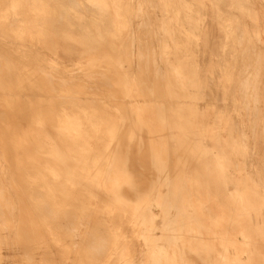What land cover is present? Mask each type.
Instances as JSON below:
<instances>
[{"label": "rangeland", "instance_id": "rangeland-1", "mask_svg": "<svg viewBox=\"0 0 264 264\" xmlns=\"http://www.w3.org/2000/svg\"><path fill=\"white\" fill-rule=\"evenodd\" d=\"M62 1L63 0H0V80L2 78L7 80H4L5 82L3 79L2 82L0 81V86L2 85L0 89H4L3 91L0 90V95L4 98L3 100L0 96V103L2 102V104H0V109H4L3 111L6 110V112L0 111V128L3 130V134L6 133V135L0 134V136L2 135L0 140L2 139L1 141H3L4 138H8L11 144L9 145V142L4 140L5 142L3 141V143L0 141V146L3 144L6 145L5 143H8L6 146H18L16 142L18 139V142H20L19 146H23L25 142L27 143V145L25 144L27 148L33 145L37 146L38 144L36 142H38L41 144V147L38 145V148L36 147L37 150H35L33 146L36 153L30 147V155L26 157L25 162L38 163V167L41 168H38L40 171L46 168V166L45 168L43 167V162L48 160L46 157L49 153L48 151L59 153L62 150L61 155L63 157L60 161H63L62 164L65 162L63 164L64 168L62 169L65 173L68 171V174L65 175V177H61L59 179L60 182L54 181L51 187L56 190L53 193L55 195L54 200L59 198L57 200L59 204H61V201L64 202L63 204L65 205L67 203H73L71 209L69 204L68 206L66 205V210L64 208L65 205H59L61 208H64L63 210L65 212L63 210L59 211L57 216H60L61 220L64 219L63 221L68 220V223L64 222L65 224L63 223V225L61 223L52 225L49 219H47L48 222L40 223V227L44 224L43 227L45 226V228L48 229L53 228L52 230L55 231L54 233L56 235L53 234V236H51V246L44 245L45 242H43L42 239L36 243L37 245L33 246V256L29 255L30 257H28L24 251L23 253L17 252L16 255L11 254L7 256L10 258L12 257L11 259L2 258L0 264H5V261H11V263L13 262L14 264H122L121 258L114 253L113 249L114 245L117 244V238L123 235H132V241L139 248V250L137 248L135 257L137 263L149 264L144 241L143 239H140L141 242L138 241L139 239L134 235L138 230L135 228V225L127 219V215L124 211L127 212V210L137 209L138 201L144 199L146 197L145 194L150 195L154 193L153 186L162 176L157 171V167L159 166H163L167 174L178 178L181 184H184L182 194L185 197L189 195L192 196L193 200H197L196 204H192L191 207L185 209V211L188 212L187 214H194L198 217V222L201 218H206L208 220L207 225L200 223H189V225L181 224V238L183 243L182 249H180L181 264H239L240 262L238 261L235 263L228 261L229 256L236 255L237 257H243L244 253L249 255L264 254V43L260 37L249 36L251 33L246 34V32L251 31L252 26L255 24V21L252 20L253 15H251V9H249L247 5V9L241 7L240 10H237L233 5L230 8L229 0H73L74 2L69 0L71 3L68 0H66V2ZM56 7L58 9H56ZM207 13L211 15L210 19H215V21H213L214 27H212V22H207ZM234 14H241L243 16L240 15V19L246 17L248 21L245 22L239 19L234 20ZM10 25H12V27H10ZM7 30L8 32L10 31L9 38L6 34ZM244 33L248 35V37L241 36ZM11 35H15V37ZM96 57H100V59L102 57H111V62L101 63V67L99 65L100 68H98V70H86L87 67L84 66H88L90 63L89 60ZM3 58L6 59L4 60ZM15 59L17 61H14ZM15 62H17L16 66H14ZM181 66L183 67L181 71L184 72V74L181 75L182 79L180 81L179 73ZM17 68H20L21 73ZM6 71L7 73H5ZM89 72L93 73L90 74ZM30 75H32V77ZM11 77L12 80L15 78L13 82L10 80ZM18 78L22 79L19 80ZM8 80L11 81V83H9ZM18 81L20 84H18ZM35 81H39L41 84L39 82L37 84ZM181 82L184 83L182 87H184L186 91H181L179 89ZM6 83L7 85H5ZM141 83L144 86H140ZM3 85H5V87ZM127 85H131L139 90L140 93H142L141 90L144 89L146 91L148 90L150 93L154 92V95L149 96L146 92L147 94H145L144 97L130 99L125 91ZM23 86L28 89H25ZM6 91L9 94L6 93ZM29 91L30 94L28 93ZM35 91L36 94H34ZM173 91L177 92V95ZM31 92L34 93L31 94ZM27 94L32 97L29 96L28 99L26 96L24 101L23 97ZM84 94L88 95L85 96ZM33 95L35 97H33ZM46 95L52 98L54 97V99H50L51 101L53 100L51 104H54V106H51L49 103L50 97ZM84 97L86 98L84 99ZM20 98H22V100H20ZM7 99H9V102ZM94 99L96 101H94ZM43 100L47 102H43ZM70 100L73 101L71 102ZM137 100H141V104L145 106V110H143L144 113L142 114L146 117L145 120L148 123L146 127L142 129L134 126L131 128L125 122V116H123L125 110V114H128L127 111L130 104ZM98 101L102 102L101 104L103 106H101ZM3 103L5 105H3ZM39 104L41 106L42 104L44 105L45 111L48 104L52 108L54 107L52 110V108L48 106L49 109H51V112L48 113L51 115L56 113L55 117L57 121L56 124L54 123L56 127L55 125L52 126L55 121H53L52 116L49 117L50 115L47 113V111L50 110L48 109L46 112H43ZM1 106H3V108ZM37 107L39 108L36 109ZM40 108L42 109V113L39 111ZM59 108L61 109L58 111ZM76 108L81 109L76 110ZM23 109L24 113L28 111H25V109H30V115L25 113L27 116H22L24 115L23 111H21ZM14 110L19 115V117H17L20 120L13 117L16 116ZM92 110L94 112H92ZM147 110L148 114L145 113ZM66 111L74 116H68V112ZM76 111L78 112V116H80L79 119H77L78 116H76ZM73 112L75 113L73 114ZM100 112L102 113L100 114ZM173 112H175V114ZM12 113H15V115H12ZM35 113L38 115L41 113L43 116L45 115V117L48 115V117H44L46 120L43 118L41 122L43 116L41 115V117L39 115L40 118H38L37 115V120ZM155 113L157 115H155ZM176 113L179 114V116H177ZM3 114L4 116H2ZM32 114H35V116H32ZM62 116L63 118L65 117V120L62 119L60 121ZM96 116L98 118L100 117V119H97ZM20 117L23 118V121H21L22 119ZM94 117H96V119ZM14 118H16V122L19 121L17 122L18 125L15 124ZM33 120L34 122L36 120V123H34ZM44 120H48V127L51 128L47 129V134H45L47 127H44V125L47 126V124L41 125V123L45 122ZM181 120L183 123H180ZM24 121H26V123ZM28 121L31 122V124L28 123ZM120 124L121 127L119 128ZM36 125H39L43 130L39 126L37 128ZM33 126L35 129L34 131H32ZM189 126H191L192 129ZM134 128L136 129L133 130ZM38 129L41 130L39 131ZM29 130L31 131L29 132ZM55 130L60 135L57 134ZM36 131H39L40 134L38 135ZM28 133H30L29 135L33 137V139L28 137ZM32 134L33 136H31ZM3 136L5 137L3 138ZM25 136L30 138L29 141L31 140L33 142L30 141L31 143L29 144L31 145L28 144L29 141L26 140L27 138H25ZM126 136L128 137L126 138ZM51 137L54 138L52 139ZM55 137H57V139ZM59 137L65 140L63 139L62 141ZM200 137L211 147L210 156L200 158L198 155L195 156V151L192 152V145H195L196 141H200ZM23 138H25V140ZM79 139L82 140L78 141ZM57 140L60 142L59 146L63 145V147H59L60 151L57 148ZM116 141L121 143H116ZM81 143H83V145H81ZM64 144L69 146L67 147ZM122 144L123 146L129 147L127 151L128 155H130L129 162L131 164H129L128 167L131 169L129 170L130 176L136 187L127 188L128 186H124L123 189L120 190H123V195L119 192L118 194H120V196H116L115 194L113 197V194L106 190H104V192L103 190H95L91 182H87V185L81 184L79 186L80 188H78L79 190L71 188L70 182L72 180L80 183L83 182V178L80 176L82 174L81 170L84 167L93 165H98L105 175L108 176L109 180L115 181L118 172L123 171L125 165H123L120 159L116 158L114 155L115 149L113 150L111 147H121ZM154 144L156 146L159 145L157 146L159 148L156 147L158 150L154 148ZM78 146L80 148H78ZM87 146L91 148L95 146L102 147L103 149L94 150L108 151L110 156L101 159L95 158L92 156V149H89V151H91L90 153L85 152L86 149H84V147L87 148ZM2 147L3 149H1ZM4 147L5 146H1L0 148L2 156L4 154L3 151H6ZM50 147L55 148L50 149ZM81 147H83V149H81ZM79 149L82 151H79ZM64 150L65 153H63ZM41 151L45 152L42 153ZM82 152L86 153L83 155V158L80 157V154H83ZM153 152L158 154V158L154 156ZM6 155L5 152L3 157L0 156V164L6 162ZM35 155L36 157L38 156L37 159ZM74 155L78 160L75 159L77 163L74 161ZM81 158L82 161H80ZM161 160H164V163ZM41 164L43 165L41 166ZM164 164H166V166H164ZM210 166L213 170L212 174L207 172V167ZM132 169L134 171H132ZM44 170L42 171L43 173L40 172L38 176L52 182L48 175L46 177H44L45 175L43 176ZM72 172L73 175L75 174L74 176ZM209 177L212 178L213 181ZM63 178L66 181L63 180ZM196 179H199V181H196ZM189 180L193 181L190 183ZM205 181L206 186L203 184ZM196 182H199V185ZM58 183L63 184V189L61 186V190H59L60 188L57 190V187H59ZM222 185H224V187H222ZM229 185L232 186V193L229 191ZM189 186L190 188H188ZM234 186H238V188L247 186L250 190V194L252 193L251 196L244 192V190L234 193ZM71 189L75 191L73 192ZM128 189H131L130 192ZM62 190L63 192L67 191L66 194L62 192V195L60 192ZM147 190L149 191L147 192ZM10 191L12 193V188H10ZM78 191L79 193L84 192L86 198H83L85 197L82 196L83 193L79 195ZM93 191H97L95 193L96 195L94 194L95 197L92 195V193H94ZM105 193H109L110 195ZM142 193H144V196ZM13 194L12 200H16V196ZM78 195L80 197L82 196L81 198L84 200H80L81 198L78 197ZM139 195H142L141 198ZM71 196L74 202L71 201ZM115 196L116 198L119 197L118 202H109L113 200ZM77 197L80 198V203L82 201L84 204H81L80 209L82 210L79 209L80 203L79 205L76 204V202L78 203ZM120 197H123L124 201L123 199L120 201ZM66 198L68 202L65 201ZM102 198H104L103 201L106 200V202H102ZM74 199L77 200L75 201ZM134 199L137 201L134 202ZM206 200L207 203L205 202ZM87 201H94L98 205L97 207L100 211V215L93 214L94 208L90 207ZM74 204L79 207H74ZM82 205L85 207L82 208ZM201 206L202 211L200 210ZM72 207L75 211L72 210ZM61 208L59 207V210H61ZM68 210H70V212ZM103 210H105V212ZM156 210H158L157 207ZM50 212L48 213L50 214ZM66 213L69 214L67 215ZM51 214H47V218H51ZM64 215H66L67 218ZM61 225L65 228L61 229ZM69 227L71 228L68 229ZM185 228L187 230H185ZM67 229L70 231H67ZM222 234H224V237L221 236ZM227 234L231 237L233 243L235 238L237 242L246 241V244L234 246L232 243L231 245L225 246L227 240L225 243V241H219V239H225ZM234 234L236 236H234ZM217 235L218 237H216ZM189 237L191 238L189 239ZM206 238H209L210 241H206ZM13 240L14 239L11 240V244L14 245V241L16 243L18 239ZM85 240L88 242H85ZM193 241H196V244ZM20 244L24 245V242ZM98 244L100 249L98 248ZM21 245L18 246L20 247ZM82 245L86 251L83 250ZM37 246L45 247L47 254L45 253L46 255H44V253H41V255H39L40 252L35 250ZM96 246L97 249L94 250ZM238 246L240 249L237 251ZM195 248H197V251H195ZM58 250L59 252H56ZM96 250H100L101 252L105 251V253L103 254L100 251L96 252ZM199 250L200 256L198 255ZM79 251L82 252L79 253ZM187 251H190L188 258L191 260L186 258V255H188ZM225 251H227V253ZM83 252L86 253L83 254ZM204 252L207 255H204ZM97 253L99 254L97 255ZM210 253L214 256L209 255ZM137 255H139V257ZM14 256H17V259ZM82 256L84 258H81ZM25 258H27V260ZM201 258L203 259L201 260ZM34 259H38V261L34 262ZM59 259H61V261ZM205 259H207L208 262L205 261ZM28 260H30V263H28ZM144 260H147V263Z\"/></svg>", "mask_w": 264, "mask_h": 264}, {"label": "bare ground", "instance_id": "bare-ground-1", "mask_svg": "<svg viewBox=\"0 0 264 264\" xmlns=\"http://www.w3.org/2000/svg\"><path fill=\"white\" fill-rule=\"evenodd\" d=\"M58 1V0H57ZM69 1V0H68ZM71 1V0H70ZM69 1V2H70ZM146 1V0H145ZM62 2H66V0L64 1H62ZM71 2H74L73 0L71 1ZM70 2V3H71ZM4 3V2H3ZM2 3V4H3ZM7 3V2H6ZM69 3V4H70ZM58 4H59V2H58ZM68 4V3H67ZM74 4V3H73ZM73 4H72V6H73ZM8 5V4H7ZM61 5V4H60ZM63 5H65V4H63ZM75 5V4H74ZM77 5V4H76ZM4 6V5H3ZM78 6V5H77ZM5 7V6H4ZM52 7V6H51ZM59 7H61V6H59ZM66 7V6H65ZM70 7V6H69ZM2 8V7H1ZM71 8V7H70ZM73 8V7H72ZM139 8V7H138ZM4 9V8H3ZM56 9H58L57 7H56ZM55 9V10H56ZM152 9V8H151ZM52 10H53V7H52ZM1 11H3V10H1ZM40 11H41V9H40ZM157 11V10H156ZM53 12V11H52ZM154 12V11H153ZM7 13V12H6ZM55 13H56V11H55ZM63 13H64V11H63ZM81 13V12H80ZM8 14V13H7ZM6 14V15H7ZM65 14V13H64ZM9 15V14H8ZM57 15H58V13H57ZM57 15H55V16H57ZM137 15V14H136ZM145 16V15H144ZM143 17V16H142ZM40 18V17H39ZM43 18V17H42ZM60 18V17H59ZM62 18V17H61ZM63 18H64V16H63ZM135 18V17H134ZM54 19V18H53ZM53 19H52V21H53ZM16 20V19H15ZM14 20V21H15ZM33 20V19H32ZM46 20V19H45ZM49 20V19H48ZM57 20V19H56ZM62 20V19H61ZM42 22V21H41ZM58 22V21H57ZM59 23L61 24V22L59 21ZM59 23H57V24H59ZM40 24V23H39ZM54 24L56 25V23L54 22ZM7 25H9V24H7ZM2 27V26H1ZM10 27H12V25H10ZM14 27V26H13ZM53 27V26H52ZM1 29V28H0ZM3 29H5V28H3ZM2 29V30H3ZM13 29V28H12ZM15 29V28H14ZM157 29V28H156ZM1 31V30H0ZM4 31V30H3ZM2 31V32H3ZM14 31V30H13ZM158 31V30H157ZM7 32H8V30H7ZM6 32V34L8 35V38H9V32L7 33ZM14 32H16V31H14ZM4 33V32H3ZM2 33V34H3ZM140 33V32H139ZM5 34V35H6ZM12 34V33H11ZM43 34V33H42ZM141 34V33H140ZM5 35H3V36H5ZM6 35V36H7ZM138 35V34H137ZM2 36V35H1ZM12 36V35H11ZM130 36V35H129ZM147 36V35H146ZM12 37H15V35L14 36H12ZM167 37V36H166ZM13 39H15V38H13ZM12 39V40H13ZM20 39V38H19ZM36 39V38H35ZM162 39V38H161ZM40 40H42V39H40ZM150 40V39H149ZM15 41V40H14ZM18 43V42H17ZM13 44V43H12ZM14 45V44H13ZM17 45V44H16ZM170 47H171V45H169ZM171 48H173V47H171ZM5 49V48H4ZM15 51V50H14ZM4 52H5V50H4ZM3 52V53H4ZM172 52H173V50H172ZM6 53V52H5ZM12 53H13V51H12ZM170 57V56H169ZM13 58V57H12ZM42 58V57H41ZM4 59V58H3ZM6 59V58H5ZM4 59V60H5ZM43 59V58H42ZM48 59V58H47ZM12 60V59H11ZM25 60V59H24ZM1 61V60H0ZM14 61H17L16 59L14 60ZM139 61V60H138ZM89 65L88 66H84V67H87L86 68V70H98V68H100L101 67V63H103V62H105V63H109V62H111V57H102L101 59H100V57H96V58H93V59H91V60H89ZM159 62V61H158ZM16 63L17 62H15V65L14 66H16ZM29 63V62H28ZM153 63V62H152ZM33 64V63H32ZM3 65H4V63H3ZM8 65V64H7ZM6 65V66H7ZM29 65V64H28ZM34 65V64H33ZM99 65H100V67H99ZM141 65H143V64H141ZM5 66V65H4ZM12 66V65H11ZM35 66V65H34ZM7 67H9V66H7ZM5 68V67H4ZM22 68H25V67H22ZM17 69H19V72H20V68H17ZM36 69V68H35ZM39 69V68H38ZM145 69V68H144ZM148 69V68H147ZM154 69V68H153ZM15 70H16V68H15ZM30 70V69H29ZM40 70V69H39ZM55 70H56V68H55ZM58 70V69H57ZM10 71V70H9ZM25 71V70H24ZM42 71V70H41ZM44 71V70H43ZM79 71V70H78ZM26 72V71H25ZM24 72V73H25ZM28 72H30V71H28ZM5 73H7V71L5 72ZM21 73V72H20ZM34 73V72H33ZM32 73V74H33ZM36 73V72H35ZM90 73V72H89ZM91 73H93V72H91ZM90 73V74H91ZM132 73V72H131ZM134 73H136V72H134ZM193 73V72H192ZM17 74V73H16ZM15 74V75H16ZM30 74V73H29ZM38 74V73H37ZM44 74V73H43ZM42 74V75H43ZM50 74V73H49ZM98 74V73H97ZM107 74V73H106ZM194 74V73H193ZM8 75V74H7ZM23 75V74H22ZM41 75V74H40ZM80 75V74H79ZM89 75V74H88ZM87 75V76H88ZM105 75V74H104ZM17 76V75H16ZM31 77H32V75H30ZM44 76H45V74H44ZM47 76V75H46ZM50 76V75H49ZM67 76V75H66ZM95 76V75H94ZM19 77V76H18ZM26 77V76H25ZM35 77V76H34ZM52 77V76H51ZM156 77V76H155ZM6 78V77H5ZM23 78V77H22ZM21 78V79H22ZM36 78V77H35ZM40 78H41V76H40ZM91 78V77H90ZM94 78V77H93ZM3 79V78H2ZM2 79L0 80L1 82H2ZM14 79L15 78H13V80H12V77H11V79L10 80H12V82L14 81ZM19 79V78H18ZM21 79H19V80H21ZM37 79H38V77H37ZM44 79V78H43ZM49 79V78H48ZM59 79V78H58ZM89 79V78H88ZM95 79V78H94ZM4 80H6V79H3V81ZM31 80H33V79H31ZM51 80V79H50ZM60 80V79H59ZM62 80V79H61ZM170 80V79H169ZM7 81V80H6ZM53 81V80H52ZM82 81H83V79H82ZM137 81V80H136ZM5 82V81H4ZM3 82V83H4ZM8 82L9 83H11V81H9L8 80ZM36 82V81H35ZM38 82L39 81H37L36 83L38 84ZM55 82H57V81H55ZM64 82V81H63ZM62 82V83H63ZM100 82V81H99ZM98 82V83H99ZM2 83V84H3ZM26 83H28V82H26ZM40 84H41V82H39ZM61 83V82H60ZM80 83V82H79ZM173 83V82H172ZM1 84V83H0ZM18 84H20L19 83V81H18ZM17 84V85H18ZM30 84H31V82H30ZM37 84H35V85H37ZM39 84V85H40ZM53 84V83H52ZM68 84V83H67ZM174 84V83H173ZM172 84V85H173ZM5 85H7V83L5 84ZM5 85H3L4 87H5ZM63 85H64V83H63ZM81 85V84H80ZM84 85V84H83ZM2 86V85H1ZM0 86V88H2ZM26 86V85H25ZM51 86V85H50ZM49 86V87H50ZM77 86V85H76ZM140 86H144L142 83H141V85ZM160 86H161V84H160ZM10 87V86H9ZM24 87V86H23ZM29 87V86H28ZM36 87V86H35ZM45 87V86H44ZM61 87V86H60ZM63 87V86H62ZM65 87V86H64ZM87 87V86H86ZM89 87V86H88ZM25 89H28L27 87H24ZM32 88V87H31ZM84 88V87H83ZM20 89V88H19ZM33 89H34V87H33ZM54 89V88H53ZM85 89V88H84ZM169 89H170V86H169ZM1 90V89H0ZM4 90V89H3ZM3 90H1V91H3ZM22 90V89H21ZM32 90V89H31ZM42 90V89H41ZM47 90V89H46ZM78 90V89H77ZM97 90V89H96ZM95 90V91H96ZM174 90V89H173ZM28 91V90H27ZM27 91H25V92H27ZM49 91V90H48ZM75 91H76V89H75ZM126 94H127V96L131 99V98H138V97H144V95L145 94H150V95H154V92L153 93H150L148 90L146 91V90H144V89H142L141 90V92L142 93H140V91L139 90H137V89H135L134 87H132L131 85H127V87H126ZM152 91V90H151ZM175 91H177V90H175ZM194 91H196V90H194ZM14 92V91H13ZM40 92H42V91H40ZM47 92V91H46ZM50 92V91H49ZM56 92V91H55ZM85 92V91H84ZM147 92V93H146ZM169 92H170V90H169ZM174 92V91H173ZM2 93H4V92H2ZM6 93H8L7 91H6ZM15 93V92H14ZM29 94H30V91L28 92ZM34 93V92H33ZM32 92H31V94H33ZM39 93V92H38ZM38 93H37V95H38ZM117 93V92H116ZM174 93H176V95H177V92H174ZM179 93V92H178ZM5 94V93H4ZM4 94H3V96H4ZM9 94V93H8ZM18 94V93H17ZM34 94H36V91H35V93ZM48 94V93H47ZM69 94V93H68ZM81 94V93H80ZM83 94V93H82ZM90 94H91V92H90ZM187 94V93H186ZM42 95V94H41ZM85 95V94H84ZM86 95H88V94H86ZM85 95V96H86ZM118 95H119V93H118ZM1 96V95H0ZM6 96V95H5ZM9 96V95H8ZM15 96V95H14ZM24 96V95H23ZM28 97V99H29V96H31V95H25L23 98H24V101H25V97ZM39 96V95H38ZM47 97L49 96V95H46ZM73 96V95H72ZM74 96H75V94H74ZM89 96H91V95H89ZM89 96H87L88 98H90ZM2 97V96H1ZM10 97V96H9ZM32 97V96H31ZM33 97H35L34 95H33ZM37 97V96H36ZM44 97V96H43ZM50 98H49V100L50 99H54V97L52 98L51 96H49ZM100 97V96H99ZM147 97V96H146ZM174 97V96H173ZM3 98V97H2ZM6 98H8V97H6ZM11 98V97H10ZM61 98V97H60ZM86 97H84V99H85ZM110 98V97H109ZM154 98V97H153ZM16 99H17V97H16ZM19 99V98H18ZM44 99V98H43ZM64 99V98H63ZM91 99V98H90ZM93 99V98H92ZM100 99V98H99ZM108 99V98H107ZM3 100H4V98H3ZM9 99H7V101H8ZM20 100H22V98H20ZM27 100V99H26ZM39 100V99H38ZM47 100V99H46ZM87 100V99H86ZM1 101V100H0ZM14 101V100H13ZM17 101H19V100H17ZM45 100H43V102H44ZM59 101H60V99H59ZM66 101V100H65ZM69 101V100H68ZM71 101V100H70ZM73 101V100H72ZM71 101V102H72ZM79 101H81V100H79ZM89 101H91V100H89ZM94 101H96L95 99H94ZM126 101V100H125ZM128 101V100H127ZM133 101V100H132ZM141 101V100H140ZM140 101H135L134 103L132 102L131 104H130V106H129V108H128V114H125L126 113V110H125V113L123 114V116H125V122L131 127V128H133V126L134 127H137V128H139V129H142V128H144V127H146V124H148L147 122H146V120H145V116L142 114V113H144L143 112V110H145V106H144V104H141V102ZM143 101V100H142ZM160 101V100H159ZM9 102V101H8ZM23 102V101H22ZM22 102H20V103H22ZM28 102V101H27ZM45 102H47V101H45ZM51 102H53V100L51 101H49V103L51 104ZM74 102H76V101H74ZM92 102V101H91ZM99 102V101H98ZM155 102V101H154ZM20 103H18V104H20ZM24 103V102H23ZM22 103V104H23ZM30 103V102H29ZM59 103H61V102H59ZM65 103V102H64ZM83 103H85V102H83ZM89 103V102H88ZM100 104L102 103V102H99ZM104 103V102H103ZM117 103V102H116ZM115 103V104H116ZM127 103V102H126ZM162 103V102H161ZM0 104H2V102L0 103ZM45 104V103H44ZM57 104V103H56ZM74 104V103H73ZM91 104V103H90ZM90 104H87V105H90ZM94 104V103H93ZM98 104V103H97ZM155 104V103H154ZM3 105H5L4 103H3ZM40 105V104H39ZM47 105V104H46ZM67 105V104H66ZM75 105V104H74ZM74 105H73V107H74ZM112 105V104H111ZM127 105V104H126ZM163 105V104H162ZM41 106V105H40ZM44 105L42 104V106H41V108L43 109H39V111L41 112V110L43 111V112H46L48 109H49V107H51V106H54V104L52 105L51 104V106H49V104L46 106V111H45V107H43ZM49 106V107H48ZM68 106V105H67ZM70 106V105H69ZM85 106H86V104H85ZM94 106V105H93ZM96 106V105H95ZM101 106H103L102 104H101ZM125 106V105H124ZM153 106V105H152ZM2 108H3V106H1ZM16 107V106H15ZM48 107V108H47ZM126 107H128V106H126ZM6 108V107H5ZM14 108V107H13ZM24 108V107H23ZM39 107H37L36 109H38ZM52 108V107H51ZM54 108V107H53ZM53 108H52V110H53ZM75 108V107H74ZM90 108V107H89ZM21 109V108H20ZM31 109V108H30ZM30 109H25V111L26 110H28V111H26L25 113L27 114H29V110ZM33 109V108H32ZM61 108H59L58 109V111L60 110ZM70 109V108H69ZM78 109H81V108H76V110H78ZM103 109V108H102ZM170 109H171V106H170ZM169 109V110H170ZM3 111L4 109H0V111ZM7 110H8V108H7ZM50 111H47V113L49 112H51V109H49ZM74 110V109H73ZM72 110V111H73ZM99 110V109H98ZM11 111V110H10ZM15 111V110H14ZM21 111H23V113H24V109L23 110H21ZM32 111V110H31ZM31 111H30V113H31ZM36 111H38V110H36ZM38 111V112H39ZM54 111H55V109H54ZM53 111V112H54ZM104 111V110H103ZM181 111V110H180ZM3 112H6V110L5 111H3ZM9 112V111H8ZM12 112V111H11ZM37 112V113H38ZM63 112V111H62ZM66 112H68V111H66ZM92 112H94L93 110H92ZM106 112V111H105ZM107 112H108V110H107ZM167 112H169V111H167ZM177 112V111H176ZM15 113H16V111H15ZM15 113H12V115H15ZM22 113V114H23ZM25 113H24V115H22V116H27V115H25ZM42 113V112H41ZM39 114L40 116L42 115V114ZM48 113V115H50L49 117H51L52 116V118H53V121H55V122H53V125L52 126H54L55 124H56V117H55V114H53V115H51V114H49ZM75 112H73V114H74ZM76 113H77V115L76 116H78V112L76 111ZM89 113V112H88ZM102 112H100V114H101ZM145 113L146 114H148V110H147V112L145 111ZM174 114H175V112H173ZM179 113V112H178ZM5 114V113H4ZM4 114L2 115V116H4ZM9 114V113H8ZM36 114V113H35ZM35 114H32V116L34 115L35 116ZM44 114V113H43ZM68 114V116H71L72 114L71 113H67ZM70 114V115H69ZM98 114V113H97ZM111 114V113H110ZM120 114V113H119ZM177 114V113H176ZM1 115V114H0ZM6 115V114H5ZM30 115V114H29ZM37 115L38 114H36V119H37ZM38 115V118H40V116ZM48 115H47V117H48ZM113 115V114H112ZM141 115H143V116H141ZM155 115H157L156 113H155ZM19 117V115L16 113V116H13V117H16V118H18ZM43 116V115H42ZM41 116V117H42ZM72 116H74V115H72ZM92 116V115H91ZM94 116H95V114H94ZM99 116H101V115H99ZM110 116V115H109ZM177 116H179V114H177ZM9 117V116H8ZM28 117H30V116H28ZM45 117V115L41 118V122L43 121V118ZM47 117H45V118H47ZM54 117H55V119H54ZM79 117L80 116H78V118L77 119H79ZM97 117V116H96ZM96 117H94L95 119H96ZM11 118H12V116H11ZM16 118H14L15 119V122H16ZM22 120L21 121H23V118L22 117H20ZM34 118V117H33ZM44 118V119H45ZM61 118V117H60ZM65 118V117H64ZM63 118V116H62V118L60 119V121L62 120V119H64ZM74 118V117H73ZM200 118V117H199ZM9 119H10V117H9ZM8 119V120H9ZM14 119H13V121H14ZM19 119V118H18ZM25 119V118H24ZM83 119V118H82ZM97 119H100V117L98 118L97 117ZM178 119V118H177ZM200 119H202V118H200ZM7 120V121H8ZM20 120V119H19ZM31 120V119H30ZM29 120V121H30ZM38 120V119H37ZM46 120V119H45ZM44 120V121H45ZM50 120H51V118H50ZM65 120V119H64ZM80 120H81V118H80ZM190 120V119H189ZM28 121V123H30L31 124V122H32V120H31V122H29ZM48 121V120H47ZM47 121H45L44 123H41V125L42 124H47ZM59 121V120H58ZM150 121V120H149ZM179 121V120H178ZM187 121V120H186ZM14 122V123H15ZM17 122H19V121H17ZM17 122L15 123V124H17ZM25 123H26V121H24ZM23 122V123H24ZM33 122H34V120H33ZM154 122V121H153ZM183 123V121L181 120L180 121V123ZM190 122H191V120H190ZM27 123V124H28ZM34 123H36V120H35V122ZM55 123V124H54ZM58 123V122H57ZM179 123V122H178ZM179 123V124H180ZM188 123V122H187ZM4 124V123H3ZM11 124V123H10ZM22 124V123H21ZM61 124V123H60ZM81 124V123H80ZM82 124H84L83 122H82ZM186 124V123H185ZM184 124V125H185ZM5 125V124H4ZM18 125V124H17ZM191 125V124H190ZM1 126V125H0ZM19 126H20V123H19ZM26 126H28V125H26ZM26 126H25V128H26ZM37 126V128H38V126L39 125H36ZM60 126H62V125H60ZM84 126H85V124H84ZM83 126V127H84ZM128 126V127H129ZM188 126V125H187ZM192 126V125H191ZM191 126H189L190 128H191ZM40 127V126H39ZM44 127H47L46 128V131H45V134H47L48 132V124H47V126H45L44 125ZM55 127H56V125H55ZM54 127V128H55ZM58 127V126H57ZM121 127V124H120V126H119V128ZM153 127V126H152ZM169 127V126H168ZM5 128V127H4ZM8 128V127H7ZM11 128H14V127H11ZM21 128V127H20ZM33 128V130L32 131H34L35 129H34V126L32 127ZM41 128V127H40ZM53 128V127H52ZM64 128H65V126H64ZM17 129V128H16ZM42 130H43V128H41ZM40 129V130H41ZM49 129H51V128H49ZM56 129V128H55ZM59 129V128H58ZM85 129V128H84ZM136 128H134L133 130H135ZM192 129V128H191ZM0 134H2V135H6V133H4L3 134V130L0 128ZM13 130H15V129H13ZM18 130V129H17ZM31 130H29V132L31 131ZM37 130V129H36ZM39 130V129H38ZM39 130V131H40ZM45 130V129H44ZM150 130H151V128H150ZM154 130V129H153ZM6 131H8V130H6ZM21 131V130H20ZM39 131H36V132H38V135L40 134V132ZM120 131V130H119ZM132 131V130H131ZM143 131V130H142ZM157 131V130H156ZM169 131V130H168ZM15 132V131H14ZM17 132V131H16ZM35 132V133H36ZM47 132V133H46ZM55 132H56V130H55ZM133 132V131H132ZM144 132V131H143ZM32 133V132H31ZM43 133V132H42ZM52 133H53V131H52ZM57 133V132H56ZM89 133V132H88ZM154 133V132H153ZM172 133V132H171ZM18 134H20V133H18ZM30 133H28V135H29ZM37 134V133H36ZM51 134V133H50ZM49 134V135H50ZM54 134V133H53ZM57 134H59V133H57ZM1 135V136H2ZM16 135V134H15ZM27 135V134H26ZM27 135V136H28ZM35 135V134H34ZM52 135V134H51ZM50 135V136H51ZM56 135V134H55ZM55 135H53V136H55ZM60 135V134H59ZM125 135H126V133H125ZM128 135V134H127ZM192 135V134H191ZM197 135V134H196ZM0 136V137H1ZM31 136H33V134L31 135ZM41 136V135H40ZM92 136V135H91ZM119 136V135H118ZM131 136V135H130ZM130 136H129V139H130ZM193 136V135H192ZM5 136H3V138H4ZM7 137V136H6ZM12 137V136H11ZM24 137V136H23ZM28 137H30V135L28 136ZM28 137H26L25 136V138H27L26 140H28L29 141V139L30 138H32L33 139V137H30V138H28ZM35 137V136H34ZM42 137V136H41ZM61 137V136H60ZM59 137V138H60ZM93 137V136H92ZM128 136H126V138H127ZM132 137V136H131ZM144 137V136H143ZM179 137V136H178ZM181 137V136H180ZM196 137V136H195ZM2 138V137H1ZM25 138H23L24 140H25ZM37 138H38V136H37ZM52 139L54 138V137H51ZM56 139H57V137H55ZM125 138V137H124ZM160 138V137H159ZM197 138V137H196ZM36 139V138H35ZM56 139H54V140H56ZM61 139V138H60ZM63 139L64 138H62L61 140L63 141ZM118 139V138H117ZM194 139V138H193ZM200 139V141H196L195 142V145H192L193 146V150H192V152L193 151H195V156L196 155H198L200 158H204V157H207V156H210L211 155V152H210V150H211V147L208 145V143H205L202 139H201V137L199 138ZM2 140V139H1ZM0 140V141H1ZM4 140H6V142H9L8 141V138L6 139V138H4ZM3 140V141H4ZM19 140V139H18ZM18 140H16V142H17V145L18 146H6V145H8V143H5L6 145H1V146H5L4 147V149H6V162L5 163H2V161H1V163L2 164H0V261H2V258L3 259H5V258H10V257H7V256H10L11 254H14V255H16V253L17 252H22L23 253V251L27 254V256L28 257H30L32 254H33V252H34V248H33V246L34 245H37L36 243L37 242H39L40 240H42L43 242H45L44 243V245H48V246H51L52 245V240H51V236H53V234H55L54 232L55 231H53L51 228L50 229H48V228H45V226L43 227V225L40 227V223H42V222H48V220L47 219H49V222H50V224H52V225H54V224H58V223H61L62 225H63V223L64 222H67V221H63V220H61L60 218V216L58 217L57 215L59 214V211H62L65 207H66V205L68 206V204L69 203H67L68 201H67V198H66V200L65 201H67L66 203V205L65 204H63L64 202H62L61 201V204H63V205H65L64 206V208H61V204H59L58 202H57V200L59 199H56V200H54V191H56L55 189H53L52 187H51V184L54 182V181H59V179L61 178V177H65V175H67L68 174V171H67V173H65L64 172V170L62 169V168H64V166H63V164L65 163H63L62 164V162L63 161H60V160H62L61 158L63 157L62 155H61V152H62V150L60 151V149H59V147L61 148V146L63 147V145H61V146H59V144H60V142L58 141V149H59V153H57V152H55V151H48L49 153L47 154V159L48 160H46V161H44L43 163H44V165L43 164H41V166L43 165V167L45 168V166H46V168H45V170L44 169H42V171L44 170V174H43V176L44 177H46L47 175L49 176V178H50V180H52V182L51 181H49L48 179H45V178H42V177H39L38 175L40 174V172L41 173H43L42 171H40L39 169H41L40 167H38V163H30V162H25V160H26V157H28V155H30L29 154V150L31 151V148L33 149L34 147V149L35 150H37L36 149V147L39 145V147H41L40 145L41 144H39L38 142H36L37 144V146H29V145H31V144H29V143H31L30 141L28 142V148H27V143H25L24 141V147L23 146H19V143L20 142H18ZM39 140H40V137H39ZM45 140V139H44ZM43 140V141H44ZM65 140V139H64ZM80 140H82V139H79L78 141H80ZM84 140V139H83ZM3 141H1L2 143H3ZM22 141V140H21ZM36 141V140H35ZM34 141V142H35ZM121 141V140H120ZM163 141H165V140H163ZM189 141V140H188ZM193 141V140H192ZM0 142V143H1ZM5 142V141H4ZM23 142H21V143H23ZM118 141H116V143H117ZM122 142H123V140H122ZM33 143V142H32ZM41 143V142H40ZM62 143H64V142H62ZM61 143V144H62ZM115 143V144H116ZM118 143H121V142H118ZM150 143V142H149ZM152 143V142H151ZM26 144V145H25ZM35 144V143H34ZM53 144V143H52ZM76 144H78V143H76ZM75 144V145H76ZM80 144V143H79ZM114 144V145H115ZM158 144V143H157ZM191 144V143H190ZM9 145H11L10 144V142H9ZM44 145V144H43ZM64 145H66L67 146V144H64ZM81 145H83V143H81ZM155 145V144H154ZM1 146H0V148H1ZM69 146V145H68ZM67 146V147H68ZM157 146H159V145H157ZM156 145H155V147L154 148H156L157 147ZM163 146V145H162ZM31 147V148H30ZM45 147V146H44ZM65 147V146H64ZM150 147H152V146H150ZM38 148V147H37ZM55 148V147H54ZM54 148H51L50 147V149H54ZM57 148H56V150H57ZM78 148H80L79 146H78ZM113 150L115 149V156H116V158H118V159H120L121 160V162L123 163V165H125L124 166V170L123 171H119L118 172V175H117V179L115 180V181H111V180H109L108 179V176L107 175H105V173L103 172V170L98 166V165H93V166H90V167H84L81 171H82V174L80 175V176H82V178H83V182L82 183H80V182H78V181H74V180H72L71 182H70V186H71V188L73 189H78V188H80L79 186L82 184V185H87V182H91V184L93 185V188L95 189V190H103V192H104V190H106V191H108L109 193H112L113 195H112V197L116 194V196H120V194H122V191H120L121 189H123V187L125 186H128L127 188H134V186H135V183H133V180H132V178H131V174H130V171L129 170H131V169H129V167H128V165L129 164H131L130 162H129V158H130V155H128V149H129V147H127V146H123V144L121 145V147H118V146H113V147H111ZM132 148V147H131ZM143 148V147H142ZM153 148V147H152ZM157 148H159V147H157ZM156 148V149H157ZM1 149H3V147L1 148ZM33 149V150H34ZM42 149H43V147H42ZM41 149V150H42ZM48 149V148H47ZM47 149H45V150H47ZM64 149V148H63ZM65 149H66V147H65ZM71 149V148H70ZM81 149H83V147H81ZM84 149H86V151L85 152H87V153H90L91 151L93 152V155L92 156H94L95 158H98V159H101V158H104V157H109L110 156V154L108 153V151H105V150H94V149H103L102 147H98V146H95V147H88L87 146V148L86 147H84ZM88 149V150H87ZM89 149H92L91 151H89ZM135 149V148H134ZM133 149V150H134ZM151 149V148H150ZM156 149H154V150H156ZM163 149V148H162ZM35 150H34V152H35ZM44 150V149H43ZM136 150V149H135ZM153 150V151H154ZM158 150V149H157ZM3 151V153L5 154V152ZM76 151V150H75ZM79 151H82V150H80L79 149ZM132 151V150H131ZM2 152V151H1ZM1 152H0V154H1ZM33 152V153H34ZM38 152H40V151H38ZM42 152V151H41ZM45 152V151H44ZM44 152H42V153H44ZM78 152V151H77ZM76 152V153H77ZM135 152V151H134ZM151 152V151H150ZM163 152V151H162ZM31 153V152H30ZM36 153V152H35ZM47 153V152H46ZM63 153H65V150H64V152ZM83 154H80L81 156L80 157H82L83 158V155H85L86 153H84V152H82ZM143 153V152H142ZM4 154H3V156H4ZM68 154V153H67ZM130 154H131V152H130ZM144 154V153H143ZM153 154H154V156L156 157V158H158L157 156H158V154H156V153H154L153 152ZM163 154V153H162ZM219 154V153H218ZM76 155V154H75ZM74 155V156H75ZM140 155H142V154H140ZM145 155V154H144ZM0 156H2V154L0 155ZM2 156V157H3ZM31 156H32V153H31ZM34 156V155H33ZM35 157H36V155H35ZM34 157V158H35ZM38 157V156H37ZM37 157H36V159H37ZM67 157V156H66ZM71 157H72V155H71ZM94 157H92V158H94ZM165 157V156H164ZM73 158V157H72ZM82 158H81V160L80 161H82ZM85 158V157H84ZM140 158V157H139ZM144 158V157H143ZM4 159V158H3ZM2 159V160H3ZM43 159V158H42ZM75 159H76V156L74 157V161H75ZM78 159H80V158H78ZM165 159V158H164ZM170 159H171V156H170ZM169 159V160H170ZM1 160V159H0ZM39 160V159H38ZM40 160H41V158H40ZM39 160V161H40ZM68 160H70V159H68ZM77 160V159H76ZM85 160V159H84ZM93 160V159H92ZM131 160H132V158H131ZM168 160V159H167ZM172 160V159H171ZM170 160V161H171ZM174 160V159H173ZM33 161V160H32ZM38 161V162H39ZM78 161V160H77ZM91 161V160H90ZM140 161H142V160H140ZM147 161V160H146ZM162 161V160H161ZM164 161V160H163ZM162 161V162H163ZM42 162V161H41ZM76 162V161H75ZM159 162H160V160H159ZM161 162V163H162ZM172 162V161H171ZM40 163V162H39ZM72 163H73V161H72ZM77 163V162H76ZM79 163V162H78ZM91 163V162H90ZM164 163V162H163ZM204 163V162H203ZM70 164H71V162H70ZM170 164H172V163H170ZM219 164V163H218ZM66 165V164H65ZM68 165H69V162H68ZM74 165V164H73ZM83 165H84V163H83ZM90 165V164H89ZM76 166V165H75ZM164 166H166V164H164ZM172 167V166H171ZM39 168V169H38ZM139 168H140V166H139ZM205 168V167H204ZM10 169V170H9ZM79 169V168H78ZM106 169V168H105ZM172 169V168H171ZM63 170V171H62ZM67 170V169H66ZM141 170V169H140ZM176 170V169H175ZM245 170V169H244ZM132 171H134L133 169H132ZM157 171H158V173H160L162 176L158 179V181H157V183L155 182V184H154V186H153V191H154V193L153 194H150V195H147V194H145L146 195V197L144 198V199H141V200H139L138 201V208L137 209H133V210H127V212L126 211H124L125 212V214L127 215V219H129L132 223H133V225H135V228H137V232L136 233H134V235L139 239L138 241H140V239H143V241H144V244H145V247H146V249H147V258L149 259V264H181V250L180 249H182L181 247L183 246V243H182V238H181V228H180V226H181V224H187V225H189V223H193V224H197V223H200V224H205V225H207L208 223H207V219L206 218H201V220L198 222V217H196L194 214H187L188 212H186L185 211V209L186 208H188V207H191L192 206V204H196L197 203V200H193V198H192V196H184L183 194H182V189H184V184H181V181L180 180H178V178H175V177H172V176H170L169 174H167V171L165 170V168L163 167V166H159V167H157ZM138 172V171H137ZM201 172V171H200ZM207 172L209 173V174H212L213 173V170H212V167L210 166V167H207ZM9 173H10V175H9ZM133 173V172H132ZM72 175H73V172H72ZM75 175V174H74ZM73 175V176H74ZM136 175V174H135ZM179 175V174H178ZM181 175V174H180ZM204 175V174H203ZM71 176V175H70ZM177 176V175H176ZM183 176V175H182ZM221 176V175H220ZM76 177V176H75ZM205 177V176H204ZM142 178V177H141ZM183 178V177H182ZM181 178V179H182ZM195 178V177H194ZM193 178V179H194ZM202 178V177H201ZM210 178V177H209ZM75 179V178H74ZM205 179V178H204ZM211 180H212V178H210ZM48 180V181H47ZM63 180H65L64 178H63ZM142 180V179H141ZM199 181V179H196V181ZM221 180V179H220ZM66 181V180H65ZM135 181V180H134ZM190 181V183L193 181H191V180H189ZM188 181V182H189ZM195 181V180H194ZM213 181V180H212ZM60 182V181H59ZM137 182V181H136ZM204 182V181H203ZM220 182V181H219ZM189 183V184H190ZM194 183V182H193ZM192 183V184H193ZM198 185H199V182H196ZM201 183V182H200ZM213 183V182H212ZM223 183V182H222ZM59 184V187H57V190L59 189V190H61V186L63 185L62 183H58ZM61 184V185H60ZM66 184V183H65ZM202 184V183H201ZM204 184V186H206V181H205V183H203ZM225 184V183H224ZM68 185V184H67ZM212 185V184H211ZM54 186V185H53ZM58 186V185H57ZM187 186V185H186ZM221 186V185H220ZM227 186V185H226ZM136 187V186H135ZM139 187V186H138ZM194 187V186H193ZM201 187V186H200ZM208 187H209V185H208ZM222 187H224V185H222ZM10 188H12V193H11V191H10ZM56 188V187H55ZM67 188V187H66ZM126 188V189H127ZM188 188H190V186L188 187ZM220 188V187H219ZM232 188V187H231ZM62 189H63V186H62ZM71 189V190H72ZM137 189V188H136ZM135 189V190H136ZM149 189V188H148ZM210 189V188H209ZM214 189H215V187H214ZM224 189V188H223ZM222 189V190H223ZM238 189H240V191L241 190H244V192H246L247 194H249V196H251V194H250V190L247 188V186H244V187H242V188H238V186H237V189L235 188V190L236 191H238ZM67 190H68V188H67ZM79 190V189H78ZM129 190V189H128ZM131 190V189H130ZM130 190H129V192H130ZM190 190V189H189ZM73 191V190H72ZM75 191V190H74ZM73 191V192H74ZM82 191V190H81ZM80 191V192H81ZM149 190H147V192H148ZM218 191V190H217ZM58 192V191H57ZM56 192V193H57ZM61 193L63 192V190L62 191H60ZM60 192H58V193H60ZM65 192V191H64ZM63 192V193H64ZM67 192V191H66ZM66 192H65V194H66ZM70 192V191H69ZM72 192V193H73ZM94 192V191H93ZM97 191H95L94 193H92V195L94 196V194L96 193ZM119 192H121L120 194H118ZM133 192V191H132ZM185 192V191H184ZM208 192H210V191H208ZM214 192V191H213ZM14 193V194H13ZM63 193H62V195H63ZM78 193H79V191H78ZM83 193V194H82ZM82 193H79V195H81L82 194V196H85V197H83V198H86V195H84V192H82ZM108 193V194H109ZM146 193V192H145ZM222 193V192H221ZM12 194L13 195H15L14 197L16 198V200H12ZM103 194V193H102ZM105 194H107V193H105ZM104 194V195H105ZM107 194V195H108ZM136 194H139V193H136ZM136 194H134V195H136ZM191 194V193H190ZM219 194V193H218ZM60 195V194H59ZM68 195V194H67ZM66 195V196H67ZM75 195V194H74ZM74 195H72V196H74ZM77 195V194H76ZM78 195V197H80ZM96 195V194H95ZM110 195V194H109ZM123 195V194H122ZM131 195H133V194H131ZM142 195L144 196V193H142ZM142 195H139L140 196V198H141V196ZM221 195V194H220ZM219 195V196H220ZM43 196V197H42ZM69 196V195H68ZM71 196V201L72 202H74L73 201V197ZM81 196V197H82ZM116 196H115V198L113 199L112 197V199L113 200H110L109 202H114V203H116V202H118V198H116ZM130 196V195H129ZM57 197V196H56ZM77 197V198H78ZM80 197V198H81ZM95 197V196H94ZM138 197V196H137ZM137 197H136V199H137ZM40 198H42V199H40ZM75 198V197H74ZM80 198H78V200L77 199H74L75 201L77 200L78 201V203L76 202V204H78L79 205V203H80V201H79V199ZM98 198H100V197H98ZM110 198V199H111ZM132 198H133V196H132ZM219 198V197H218ZM70 199H68V200H70ZM103 199L104 198H102V202H106V200L105 201H103ZM107 199V198H106ZM121 199H123V197L121 198L120 197V201H121ZM63 200V199H62ZM80 200H84V199H80ZM85 200H87V199H85ZM123 201H124V199H123ZM130 201H132V200H130ZM135 201H137V200H135L134 199V202ZM85 202V201H84ZM206 203H207V200L205 201ZM209 202V201H208ZM87 203L90 205V207H92V208H94V212H93V214H98V215H100V211H99V209H98V205L94 202V201H87ZM225 203V202H224ZM73 204V203H72ZM72 204H69L70 206V209H71V206H73ZM81 204H83L82 203V201H81V203H80V207L79 206H77V205H75L74 204V207H79V209L81 208ZM59 205H61V206H59ZM84 205V204H83ZM83 205H82V208H84L83 207ZM51 206V207H50ZM203 206V205H202ZM202 206H201V211H202ZM59 207L61 208V210H59ZM156 207H157V209L158 210H156ZM204 207V206H203ZM229 207V206H228ZM75 208V209H76ZM88 208V207H87ZM103 208V207H102ZM113 209V208H112ZM65 210H66V208H65ZM72 210L73 211H75L74 210V208L72 207ZM72 210H71V212H72ZM80 210H82V209H80ZM190 210V209H189ZM52 212V214H51V212ZM64 211V210H63ZM69 212H70V210H68ZM77 211V210H76ZM88 211V210H87ZM104 212H105V210H103ZM48 212H50V214L52 215V217L51 218H47V214L48 215H50ZM65 212V211H64ZM67 212V211H66ZM82 212V211H81ZM109 212V211H108ZM78 213V212H77ZM128 213V214H127ZM64 214V213H63ZM67 215L69 214V213H66ZM118 214V213H117ZM202 214V213H201ZM61 215V214H60ZM65 217H66V215H64ZM86 216V215H85ZM63 217V216H62ZM70 217V216H69ZM75 217V216H74ZM101 217V216H100ZM106 217V216H105ZM117 217V216H116ZM204 217H205V214H204ZM67 218V217H66ZM99 218V217H98ZM118 218V217H117ZM124 218V217H123ZM91 219V218H90ZM116 219V218H115ZM200 219V218H199ZM88 220V219H87ZM78 222V221H77ZM130 222V223H131ZM68 223V222H67ZM56 224V225H57ZM65 224V223H64ZM81 224V223H80ZM88 224V223H87ZM38 225V226H37ZM61 225V226H62ZM68 226V225H67ZM75 226V225H74ZM185 226V225H184ZM192 226V225H191ZM44 229H43V228ZM134 227V226H133ZM65 228V227H64ZM63 228V226H62V228L61 229H64ZM67 228V227H66ZM71 227H69L68 229H70ZM73 228V227H72ZM91 228V227H90ZM200 228V227H199ZM67 229V231H70V230H68ZM121 229V228H120ZM126 229H127V227H126ZM134 229V228H133ZM202 229H203V226H202ZM73 230V229H72ZM75 230V229H74ZM136 230V229H135ZM134 230V231H135ZM185 230H187L186 228H185ZM200 230V229H199ZM66 231V230H65ZM76 231V230H75ZM119 231V230H118ZM88 232V231H87ZM201 232V231H200ZM189 233V232H188ZM187 233V234H188ZM192 233V232H191ZM194 233V232H193ZM221 233V232H220ZM219 233V234H220ZM59 234H60V232H59ZM71 234V233H70ZM56 235V234H55ZM68 235V234H67ZM73 235V234H72ZM198 235V234H197ZM71 236V235H70ZM74 236V235H73ZM90 236H92V235H90ZM94 236V235H93ZM221 236H223L224 237V234H222ZM193 237V236H192ZM200 237V236H199ZM203 237V236H202ZM216 237H218V235L216 236ZM227 237H229V238H227ZM227 239L225 238H221V239H219V241L220 240H222V241H225V243H226V240H227V244L225 245V246H228V245H231L233 242H232V240H231V237L227 234ZM82 238V237H81ZM191 237H189V239H190ZM212 238H215V237H212ZM12 239H18V241H20V242H18V241H16V243H15V241H14V245L13 244H11V240ZM85 239V238H84ZM103 239V238H102ZM199 239V238H198ZM211 239V238H210ZM218 239V238H217ZM22 240V241H21ZM210 241L209 240V238L207 239L206 238V241ZM12 241V242H13ZM81 241V240H80ZM84 241V240H83ZM82 241V242H83ZM102 241V240H101ZM197 241V240H196ZM196 241H193L195 244H196ZM200 241V240H199ZM198 241V242H199ZM211 241H212V239H211ZM221 241V242H222ZM22 242V244H23V242H24V245H21L20 243ZM85 242H88V241H86L85 240ZM90 242V241H89ZM93 242V241H92ZM141 242V241H140ZM96 243V242H95ZM94 243V244H95ZM203 243H205V242H203ZM211 243V242H210ZM215 243V242H214ZM238 243V242H237ZM81 244V243H80ZM234 244V243H233ZM18 245H21L20 247L18 246ZM75 245V244H74ZM73 245V246H74ZM88 245V244H87ZM93 245V244H92ZM214 245V244H213ZM212 245V246H213ZM76 246V245H75ZM81 246V245H80ZM83 246V245H82ZM84 246H85V243H84ZM84 246H83V250H85V248H84ZM90 246V245H89ZM88 246V247H89ZM211 246V248H213ZM234 246H235V244H234ZM47 247V246H46ZM79 247V246H78ZM110 247V246H109ZM108 247V248H109ZM142 247V246H141ZM53 248V247H52ZM51 248V249H52ZM98 248L100 249V247H99V244H98ZM137 245L132 241V235H128V236H126V235H123V236H119L118 238H117V244H115L114 245V253L116 254V255H118L120 258H121V261H122V264H139V263H137V260H135V257H136V253H137ZM144 248V247H143ZM142 248V249H143ZM224 248V247H223ZM95 249H97V246L94 248V250ZM106 249V248H105ZM104 249V250H105ZM183 249H186V248H183ZM240 248L238 247V249H237V251L239 250ZM35 250H38L39 252H40V254L39 255H41V253H44V255H46L47 253H46V251H45V247H41V246H37V247H35ZM138 250H139V248H138ZM187 250V249H186ZM201 250V249H200ZM200 250L198 251V253L200 252ZM212 250V249H211ZM213 250H214V248H213ZM225 250V249H224ZM227 250V249H226ZM86 251V250H85ZM89 251V250H88ZM90 251H91V249H90ZM98 250H96V252H97ZM100 251V250H99ZM98 251V252H99ZM185 251V250H184ZM195 251H197V248H195ZM54 252V251H53ZM56 252H59V250L58 251H56ZM80 252H82V251H79V253ZM93 252V251H92ZM101 252V251H100ZM186 252V251H185ZM190 252V251H189ZM189 252L187 251V253H188V255H186V253H185V255L187 256L186 258H188V256H189ZM214 252V251H213ZM226 253H227V251H225ZM224 252V253H225ZM46 253V254H45ZM86 252H83V254H85ZM95 253V252H94ZM101 253H105V251L104 252H101ZM100 253V254H101ZM112 253V252H111ZM202 253H203V249H202ZM205 253V252H204ZM19 254H21V253H19ZM88 254V253H87ZM99 253H97V255H98ZM142 254V253H141ZM183 254V253H182ZM207 254H208V251H207ZM206 253L204 254V255H207ZM30 255V256H29ZM38 255V256H39ZM81 255V254H80ZM102 255V254H101ZM144 255V254H143ZM199 256H200V253L198 254ZM203 255V254H202ZM209 255H211V253L209 254ZM213 255V254H212ZM211 255V256H212ZM22 256H23V254H22ZM26 256V257H27ZM33 256V255H32ZM56 256H59V255H56ZM75 256V255H74ZM138 257H139V255H137ZM184 256V255H183ZM214 256V255H213ZM15 257V256H14ZM13 257V258H14ZM24 257V256H23ZM27 257V258H28ZM48 257V256H47ZM47 257H45V258H47ZM191 257V256H190ZM227 257H228V254H227ZM12 258V257H11ZM10 258V259H11ZM16 259H17V256L15 257ZM14 258V259H15ZM27 258H25L26 260H27ZM36 258H39V257H36ZM50 258H52V257H50ZM58 258V257H57ZM60 258V257H59ZM76 258V257H75ZM81 258H84L83 256L81 257ZM86 258V257H85ZM214 258V257H213ZM7 259V260H8ZM15 259V260H16ZM19 259V258H18ZM20 259H22V258H20ZM88 259V258H87ZM188 259H190V258H188ZM203 258H201V260H202ZM222 259V258H221ZM35 260V259H34ZM41 260H42V257H41ZM60 261H61V259H59ZM106 260V259H105ZM191 260V259H190ZM228 260V259H227ZM3 261H5V260H3ZM13 261V260H12ZM29 262L28 263H30V260H28ZM38 261V259L37 260H35L34 262H37ZM43 261V260H42ZM48 261V260H47ZM55 261H56V259H55ZM142 261V260H141ZM144 261H146V263H147V260H144ZM143 261V262H144ZM194 261V260H193ZM205 261H207V259H205ZM10 263H11V261H9ZM9 262H6L5 261V264L6 263H9ZM33 262V263H34ZM49 262H50V260H49ZM173 262V263H172ZM208 262V261H207ZM9 263V264H10ZM3 264V263H2ZM11 264H14L13 262L11 263ZM24 264H26V263H24ZM211 264V263H210Z\"/></svg>", "mask_w": 264, "mask_h": 264}, {"label": "crops", "instance_id": "crops-1", "mask_svg": "<svg viewBox=\"0 0 264 264\" xmlns=\"http://www.w3.org/2000/svg\"><path fill=\"white\" fill-rule=\"evenodd\" d=\"M230 1V8L231 6L233 5V7L237 10H240L241 7H243L244 9H247L246 8V5L249 9H251V15H253V18L252 20L255 21V24L252 26V29L250 32H246V34H250L249 36H252V37H260L264 43V0H229ZM231 15V14H230ZM241 15V14H240ZM240 15H236L234 14V20H241V21H248V19H246V17H243L240 19ZM210 14L207 13V22H212V27H214V24H213V21H215V19H210ZM243 16V15H241ZM211 20V21H210ZM245 33L242 34L241 36L243 37H248V35H246ZM181 70H183V67L181 66L180 67V73H179V80L181 81L182 79V74H184V72H182ZM184 83L181 82V86H180V90L182 91H186V89L184 87ZM150 96V94H149ZM231 187L229 185V191L232 193V190H231ZM235 188L237 189V186H234L233 188V191L234 193L237 192L235 190ZM240 191V189H238V192ZM230 231V230H229ZM264 232V231H263ZM230 233V232H229ZM246 234V233H244ZM234 236H236L234 234ZM246 237V236H245ZM260 237H261V233H260ZM234 244L235 246L237 245H245L246 244V241L244 242H238L237 243V240L234 238ZM262 242V241H261ZM238 246V247H239ZM240 254V253H239ZM228 261H232V262H240L239 264H264V254L263 253H260V254H255V255H249V254H246L244 253L243 254V257H240V256H229V260Z\"/></svg>", "mask_w": 264, "mask_h": 264}]
</instances>
